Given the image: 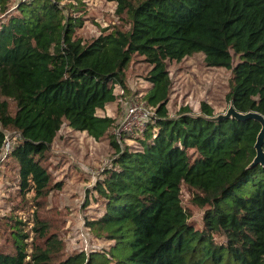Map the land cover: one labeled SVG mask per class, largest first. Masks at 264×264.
I'll list each match as a JSON object with an SVG mask.
<instances>
[{"label":"trees","instance_id":"obj_1","mask_svg":"<svg viewBox=\"0 0 264 264\" xmlns=\"http://www.w3.org/2000/svg\"><path fill=\"white\" fill-rule=\"evenodd\" d=\"M114 1L127 27L87 42L73 34L80 16L68 15L59 0H16L0 18V97L14 103L10 113L0 98V125L16 133L8 155L22 194L49 189L42 159L62 121L102 137L114 125L102 109L126 89L124 69L132 55L149 65L143 98L153 110L136 136L138 147L111 135L110 163L93 183L102 207L86 225L110 239L109 248L79 251L57 264L111 258L114 264H264V166L248 165L259 123L212 119L204 100L197 112L184 104L169 115L165 66V60L201 52L205 65L230 69L228 104L264 116V0ZM6 3L0 0V12ZM181 183L206 204L200 229L180 203ZM44 230L39 224L38 232ZM215 235L223 240L216 242ZM22 236L15 233L13 252L0 251V264H48L47 250L27 252Z\"/></svg>","mask_w":264,"mask_h":264},{"label":"rangeland","instance_id":"obj_2","mask_svg":"<svg viewBox=\"0 0 264 264\" xmlns=\"http://www.w3.org/2000/svg\"><path fill=\"white\" fill-rule=\"evenodd\" d=\"M16 0H7L3 18L10 12ZM65 5L68 15L81 18V25L74 28L73 34L82 42H87L100 32L113 28L127 27L124 12L115 13L114 0H59ZM73 6H70V5ZM236 57H232L234 63ZM170 78L167 113L175 114L180 105H188L192 112L198 111V103L204 100L213 109V113H223L228 106L225 92L229 86L230 69L221 66H207L201 52H193L179 60H165ZM149 65L141 55L133 54L124 69L126 89L117 93L115 101L103 107V114L114 119V125L98 139H93L84 131L71 129L63 120L60 128L44 152L42 164L49 172V189L46 193L34 196L31 190L20 193L16 186V163L8 150L0 148V251L13 252L15 233L20 237L25 250L34 246L46 249L49 253L48 264H57L67 255L83 251L103 252L109 248L111 240L97 235L86 221L96 217L102 207L101 198L93 189V183L100 178L101 169L109 165L113 149L109 143L114 139L130 148L137 149V124L123 122L125 110L130 103L140 106L143 111L152 113V107L146 104L143 94L149 85L145 77ZM6 99L10 113L14 110L12 100ZM125 126V127H124ZM0 128L1 125H0ZM8 145L16 138L14 130L2 128ZM56 182L60 187H54ZM197 190L180 184V203L188 214L194 228L202 225V212L206 204H199L193 195ZM45 225L42 234L39 224ZM36 227V228H34ZM51 237V238H50ZM53 239L55 242L49 244ZM216 242L223 240L214 236ZM116 252L120 249L116 247ZM109 257V255H107ZM105 264H114L109 259Z\"/></svg>","mask_w":264,"mask_h":264},{"label":"water","instance_id":"obj_3","mask_svg":"<svg viewBox=\"0 0 264 264\" xmlns=\"http://www.w3.org/2000/svg\"><path fill=\"white\" fill-rule=\"evenodd\" d=\"M227 118L233 117L238 120H243L246 118H251L256 120L259 123V129L256 133L255 140L253 143L254 155L251 161L248 163L249 166L260 164L264 166V150H263V141H264V116L256 110H248L245 112L237 111L233 108L231 104H228L227 108L223 113H217L213 115L212 119L217 118Z\"/></svg>","mask_w":264,"mask_h":264},{"label":"built area","instance_id":"obj_4","mask_svg":"<svg viewBox=\"0 0 264 264\" xmlns=\"http://www.w3.org/2000/svg\"><path fill=\"white\" fill-rule=\"evenodd\" d=\"M139 109H140V106L137 103H130L125 110L123 122L131 123L133 121L134 123L137 124L136 129L140 132L143 129L146 120L149 118V116L152 113L143 111L142 113L139 112V114H137L136 112L139 111ZM2 145L5 147L6 151L9 150L10 146L8 145L6 136L4 138V142Z\"/></svg>","mask_w":264,"mask_h":264}]
</instances>
